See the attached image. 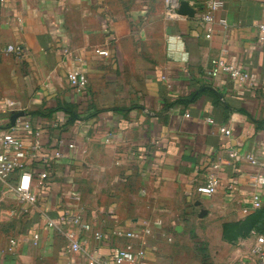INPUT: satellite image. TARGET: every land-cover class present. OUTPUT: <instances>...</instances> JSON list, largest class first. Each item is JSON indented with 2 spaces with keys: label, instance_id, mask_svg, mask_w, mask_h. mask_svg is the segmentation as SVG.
Instances as JSON below:
<instances>
[{
  "label": "crops",
  "instance_id": "1",
  "mask_svg": "<svg viewBox=\"0 0 264 264\" xmlns=\"http://www.w3.org/2000/svg\"><path fill=\"white\" fill-rule=\"evenodd\" d=\"M188 1L195 15H169L165 7L160 46L143 55L135 45L128 49L126 39L133 41L125 21L103 18L95 0H0V137L23 111L21 118L41 131L44 152L62 139L66 153L38 184L36 206H22L0 184V221L15 229L0 250L3 264L107 258L116 248L140 245L111 231L136 229L143 220L155 232L156 253L147 264H253L252 249L264 236V188L262 207L250 203V175L264 173V42L257 36L264 0H223L210 25L201 16L211 0ZM11 44L24 47L25 59L7 51ZM222 50L234 66L256 75L255 85L210 75ZM76 68L88 76L82 90L69 85L68 72ZM67 109L78 118L69 121ZM229 148L252 151L263 165L230 162ZM213 163L221 165L218 189L199 193ZM82 208L92 229L86 251L73 253L48 220L60 225ZM97 231L103 239L95 238Z\"/></svg>",
  "mask_w": 264,
  "mask_h": 264
},
{
  "label": "built area",
  "instance_id": "2",
  "mask_svg": "<svg viewBox=\"0 0 264 264\" xmlns=\"http://www.w3.org/2000/svg\"><path fill=\"white\" fill-rule=\"evenodd\" d=\"M179 2L180 0H165L167 14L176 16ZM224 7L225 2L223 0L209 1L206 10L202 13V20L209 25L212 24L216 21L215 13ZM218 22L223 26L228 25L226 18H220ZM257 29L258 40L264 42V22H260ZM105 31L110 32V29L107 27ZM211 34L212 28H208L206 37L210 38ZM7 51L13 53L20 60L26 57L24 47L21 44H11L7 47ZM65 51L68 52L67 49ZM98 53L106 55L107 50L102 49ZM212 64L210 75L213 77L220 73H226L242 84L255 85L256 83V75L230 63L226 59L225 50H222L220 55L212 60ZM67 77L70 87L76 90H82L88 83L87 74L78 68L70 70ZM186 115L190 116L188 113ZM220 131L225 135L231 134V130L226 126H221ZM57 144L49 152H44L41 131L21 117L17 118L15 123L0 137V184L9 187L22 206H36L39 203L38 184H45L52 173L51 165L66 157L62 148L64 140L60 139ZM227 151L230 162L243 160L256 166L263 165L252 151L241 152L236 148H229ZM220 170L221 165L213 163L209 168L206 182L198 185L196 190L206 195L215 194L220 184ZM250 184L254 188L250 197L251 208L258 209L263 205L261 190L264 188V173L251 174ZM248 210L249 208H245L244 212ZM48 225L58 229L65 237L71 252L86 251L84 243L87 240L86 234L92 229V223L88 219L85 209L70 212L60 225L51 219L48 220ZM111 234L129 240H138L140 245L138 247L116 248L112 255L107 258L97 252L96 256L89 255L87 264H147L149 258L155 256V246L151 243V238L155 236V232L149 221L143 220L136 229H113ZM103 237L104 233L101 231L95 233L96 239L100 240ZM33 238L38 239L39 234L34 232ZM15 246L16 241L11 239L8 250H13ZM252 252L257 255L253 264H264V236L257 237V244L253 247ZM0 264H3L1 259Z\"/></svg>",
  "mask_w": 264,
  "mask_h": 264
},
{
  "label": "rangeland",
  "instance_id": "3",
  "mask_svg": "<svg viewBox=\"0 0 264 264\" xmlns=\"http://www.w3.org/2000/svg\"><path fill=\"white\" fill-rule=\"evenodd\" d=\"M94 6L100 9L99 13L103 18L119 16L125 21L129 38L133 41L126 39L128 49L131 44L135 45L145 55L150 48H159L160 45H156L155 40L158 37L160 39L164 32L165 0H95ZM8 203L15 204L12 200ZM14 230V222L6 219L0 221V250L5 248ZM186 255L190 257L188 253Z\"/></svg>",
  "mask_w": 264,
  "mask_h": 264
},
{
  "label": "water",
  "instance_id": "4",
  "mask_svg": "<svg viewBox=\"0 0 264 264\" xmlns=\"http://www.w3.org/2000/svg\"><path fill=\"white\" fill-rule=\"evenodd\" d=\"M178 14L182 16H190L193 17L195 15V9L191 6L190 2L188 0H180L178 9ZM25 113L23 111L16 112L11 117V124L13 125L17 118L22 117ZM198 205L200 203H197ZM205 210H202L201 216L205 214Z\"/></svg>",
  "mask_w": 264,
  "mask_h": 264
},
{
  "label": "trees",
  "instance_id": "5",
  "mask_svg": "<svg viewBox=\"0 0 264 264\" xmlns=\"http://www.w3.org/2000/svg\"><path fill=\"white\" fill-rule=\"evenodd\" d=\"M66 112L70 115L69 121H74V120H76L78 118V114L76 113L75 110L67 109ZM33 113L40 114L42 112L38 111V112H33ZM193 239L195 240V242H196L197 246L200 248V250L202 252H204L205 251V247H204L203 242L201 240H199V238L195 234H193Z\"/></svg>",
  "mask_w": 264,
  "mask_h": 264
}]
</instances>
